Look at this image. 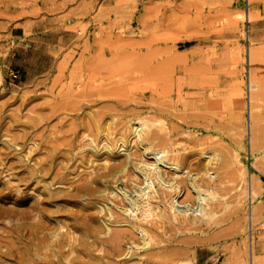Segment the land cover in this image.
<instances>
[{"label":"rangeland","instance_id":"rangeland-1","mask_svg":"<svg viewBox=\"0 0 264 264\" xmlns=\"http://www.w3.org/2000/svg\"><path fill=\"white\" fill-rule=\"evenodd\" d=\"M249 51L257 63L255 109ZM0 75V124L17 120L12 134H29L26 150L8 161L17 170H0V264H31L35 253L47 254V264H264V0H0ZM235 88L243 107L234 105ZM139 119L168 140L147 142L150 151L168 148L179 159L180 177L164 171V178L186 192L182 202L194 203L190 176L210 192L209 219H172L171 195L157 186L153 217L136 224L152 244L126 255L138 234L123 229L120 245L110 243L108 213L100 210L125 205L116 187L142 183L131 168L118 173L125 152L146 160L132 136ZM5 139L3 131L0 152ZM33 141L46 143L27 165L22 157ZM86 183L93 195L78 203L77 187ZM34 231L46 240L42 253L30 240Z\"/></svg>","mask_w":264,"mask_h":264},{"label":"bare ground","instance_id":"bare-ground-1","mask_svg":"<svg viewBox=\"0 0 264 264\" xmlns=\"http://www.w3.org/2000/svg\"><path fill=\"white\" fill-rule=\"evenodd\" d=\"M247 61L249 63V67H250L249 68V72H248L249 73V99H250V109L251 108L255 109L254 106L256 105L255 104L256 103L255 102V99L257 97V89L256 88H257V79H258L257 78V63H256V57H255V55L252 52H250V51L248 52ZM1 81H2V78H1V75H0V83H1ZM167 86L168 85H166V88H171L170 85L168 87ZM179 93H181V92H179ZM242 94H243V92H241L239 90V88H237V89L235 88L234 89V91H233L234 105H239V106L241 105L242 106V103H240L241 102V99L243 98L242 97ZM161 95H162V93H161ZM170 95L171 94L168 95V94H166V92H163V95L162 96L164 98L165 97L171 98ZM176 98L180 99L178 101H181V102H184V100H185V99H183V97L181 96V94H180L179 97H176ZM168 100H170V99H168ZM165 103H167V102H165ZM169 104H172L173 109H176V106H174V104L171 103V101H170ZM162 107H165L166 108V105L162 103ZM159 112L163 116H166V113H167L166 109L162 108V109L159 110ZM250 112H253V111H250ZM173 116L175 117V115H173ZM13 121L10 123L11 124L10 126L8 124V127L5 126L6 124L5 125L4 124H0V133H3V131H4V136L6 135L7 138H9L7 140L6 139L4 140V142L7 145L3 147V150L4 151L2 150L0 152V165H1V169L0 170H2L3 173L8 172V171H16L17 170V165H16L17 163L16 164L15 163L14 164L11 163L12 165L10 164V166H8V161L12 157L11 155L14 153V151H19L20 152L21 150H24L25 149V146L26 145H24V144L27 143L28 136H29V134L27 133V131L24 132V133L12 134V131L15 128V126H18V125L15 124V122H17V120H13ZM134 122H136V121H134ZM150 133H151V131H150V128H149V125H148L147 121L142 120V119H139L135 123L134 128L132 130V136H133V139L136 141V143L138 145H140L141 148L143 149L142 150L141 157L142 158H145L146 160L145 161H135L134 159H131L130 158V157H132V156H130V154H127V152H125L126 154H124V155L126 156V161L121 165L120 170L118 169L119 170L118 173L120 172V173L124 174V173H127V170H129L131 168L134 172H136L141 177L142 183L141 184H134V185H132L133 186L132 189H127V188H124V187L118 189V187H116L117 188V192L116 193L122 196V198L124 199L123 201L125 202V205L124 206H120V207L119 206L116 207L115 208L116 210H114L113 208H107L106 210H104V209H101L100 210L101 213H103L104 211L108 213L107 220H106V222L104 224V227H106V228H104V229H106V231L108 232L107 235L111 234V236H110L111 238L109 239V242L110 243L115 244L116 246H117V244H119V240L122 239V237L124 235V233L122 231L123 229H126L127 233H128V230L130 232H131V230H135L136 232H134V233L138 234L140 243L132 242L130 244L129 243L126 244L125 245L126 246V249H125L126 252L123 251V254L125 252L126 255H129L131 253V251H133V247H135L137 250H142V249H147L152 244V240L153 239L149 235V233L146 231V229H143L142 227H139V229H138V228H136V224L137 223H142L144 221H147L148 219H150L151 217H153L154 211L156 210V208L153 206V204L151 202V198L152 197H155V195L157 194V192H158L157 191V186H159L160 188H162L164 191L170 193V195H171L170 196V201L169 202L166 201V202H168L167 203V205H168L167 212H169V214L172 217V219H179L180 218L181 221L182 220H185V221L190 222V223H193V224H195V223L197 224L199 222H206V220L209 219V215H208V213L206 211V206H207L208 200L210 199V192L202 189L197 184V179H198L197 176H195V175L194 176H190L189 179H188L189 180L188 181V188H189V190H187V191L188 192L190 191V193H188V194H192L194 196V203L193 204L183 203L182 202V198H183L184 194H186V192L185 193L183 192L181 186L176 182L175 179H173L171 181H168V180H166L164 178V171H168V172L173 173L174 174V177L176 179H178L180 177L181 166H180L179 159L177 157H173V156H171L172 158H170L169 157L170 154L168 155V152H169L167 150L168 148H164L161 151H153V150L150 151V147H147V142L148 143H151V141L154 142V141H157L159 139L158 137L155 136L156 135L155 133L154 134H150ZM159 140L164 145L168 141L166 137L163 138L162 136H161V138ZM41 142H42L41 143L42 145L41 144H36L33 141L32 146L28 149L29 151L26 153L25 156L22 157L24 159L23 161L28 162V156L27 155L33 153V148L34 147L35 148H44L43 145L46 142L45 141H41ZM122 143L125 146V142L122 141ZM30 144H31V142H30ZM125 150H123V151H125ZM92 151H94V149ZM109 151H112L113 152V150H111V149H108V152ZM135 156H137V155H135ZM204 158L207 159V165L209 166L211 164L212 157L211 156H207L206 153H205L204 154ZM26 164L28 165L29 162L26 163ZM240 165L242 166V168L245 167L242 162H240ZM30 166L31 165H29V167ZM18 168H19V166H18ZM33 169H35V168H33ZM33 169H32V173H33ZM46 170H48V169H46L45 168V165H44V168H42V171H39V172L44 173L45 176H46V173H45ZM35 173H37V172H35ZM117 175H118L117 173L114 176L112 174V178L116 179ZM101 176H103V175H101ZM124 177H125V174H124ZM40 178H42V177H40ZM58 178H59V175H58ZM58 178H56L55 180L57 181ZM100 178L101 177H99L98 179H96L95 180V183L98 184V185H100V184H103V182H104V184H106L105 183L106 182V180H105L106 178L105 179H103L104 177H102L101 179ZM63 179L64 178L62 177L61 178V182H62ZM141 179L139 181H141ZM102 180H105V181H102ZM58 181H60V180H58ZM139 181H136V182L138 183ZM37 183L39 184V181H37ZM62 183H65V182H62ZM89 183L90 184H93L94 182L92 181V182H89ZM89 183L82 184V185H79L77 187V192H78V195L77 196H80V197H77V202L78 203H80L81 202L80 199L81 198H84L86 195L87 196L88 195H93V192L94 191H91L90 190L91 188L88 189ZM40 184H41V182H40ZM46 184H48V183L46 182ZM104 184H103V186H104ZM51 186H52V184H51ZM47 190H49V189L47 188ZM106 190H107V188H106ZM104 192H106V191H104ZM101 193H103V192H101ZM116 193H112L111 196L112 197H116ZM159 193H160V191H159ZM211 193H212V191H211ZM44 195H45V193H44ZM251 195H252V193H251ZM71 198H73V197L68 198V200L71 199ZM72 200L73 199H71L70 201H72ZM158 208H163V207L158 206ZM83 210H89V208H84ZM164 210H166V208ZM75 220H77V222H79V226L81 227V230L82 229H85L87 227L85 223H82L83 220L80 219L79 217L76 216ZM44 224H45V222H44ZM112 224H114V225L116 224V226H118L119 229L117 228L115 230V228L113 227L114 228V230H113V228H111ZM41 226H42V224H41ZM126 231H124V232L126 233ZM128 234L132 235L131 233H128ZM68 235H69V233H68ZM30 237H32L30 239L31 241H33L34 243H37L36 244V247H34L35 245L32 244V246L34 245L33 246L34 248H37V246H38V249L37 250L38 251H41L40 253H42L43 251H45V249H46V240H45V238L41 242L39 240H37V232L36 231H34V233H32ZM69 237L72 239L71 236H69ZM131 237H134V236H131ZM64 240H66V239H64ZM64 242L65 241L62 242V245H65L66 244V242L65 243ZM83 242H85V241H83ZM3 243L4 244H2V245L5 246L6 245L5 242H3ZM87 245L88 244H85L84 247L86 248ZM7 246H10V248L13 249V244L11 242H8L7 245H6V247ZM10 248H8V249H10ZM116 249H118V247ZM103 252H105V251H103ZM252 252L253 251H252V248H251V253ZM35 254H31L32 257L29 259V261H30L31 264L34 263V262H36L34 260L35 259V256L40 257L39 261H37L38 264H47L46 262H44V259L42 258V256L43 257H46L47 254H45V255H40V254L35 255ZM6 257H8V256H6ZM25 258H23V260H25Z\"/></svg>","mask_w":264,"mask_h":264},{"label":"built area","instance_id":"built-area-1","mask_svg":"<svg viewBox=\"0 0 264 264\" xmlns=\"http://www.w3.org/2000/svg\"><path fill=\"white\" fill-rule=\"evenodd\" d=\"M247 213L249 216V219L252 220V199L251 197L249 198L248 205H247ZM251 239L253 238L252 232L250 233Z\"/></svg>","mask_w":264,"mask_h":264}]
</instances>
